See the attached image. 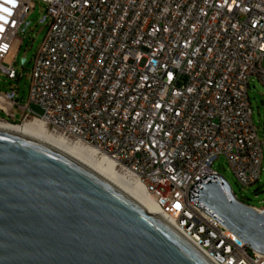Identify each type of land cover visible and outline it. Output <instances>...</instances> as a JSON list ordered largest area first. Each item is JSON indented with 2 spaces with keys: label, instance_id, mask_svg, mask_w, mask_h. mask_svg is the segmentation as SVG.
Returning <instances> with one entry per match:
<instances>
[{
  "label": "built area",
  "instance_id": "obj_1",
  "mask_svg": "<svg viewBox=\"0 0 264 264\" xmlns=\"http://www.w3.org/2000/svg\"><path fill=\"white\" fill-rule=\"evenodd\" d=\"M36 1L50 29L29 103L13 92L0 96V111L14 120L18 108L19 124L42 121L134 175L215 264H264L189 200L203 176L218 175L221 156L241 185L261 176L248 89L253 76L264 85V0H0V70L11 80Z\"/></svg>",
  "mask_w": 264,
  "mask_h": 264
},
{
  "label": "water",
  "instance_id": "obj_2",
  "mask_svg": "<svg viewBox=\"0 0 264 264\" xmlns=\"http://www.w3.org/2000/svg\"><path fill=\"white\" fill-rule=\"evenodd\" d=\"M189 200L264 256V210L239 202L223 177L203 176ZM146 211L71 153L0 129V264H215Z\"/></svg>",
  "mask_w": 264,
  "mask_h": 264
},
{
  "label": "rangeland",
  "instance_id": "obj_3",
  "mask_svg": "<svg viewBox=\"0 0 264 264\" xmlns=\"http://www.w3.org/2000/svg\"><path fill=\"white\" fill-rule=\"evenodd\" d=\"M46 17L47 6L36 1L35 8L29 11L25 21L28 26L25 29L22 28L17 35L20 46L14 64L15 80L9 79L0 70V96H6L14 92V100L20 106H26L29 103L34 59L42 48L50 29V22ZM44 18L46 19L42 22ZM22 60H25L24 64L21 63ZM262 68L264 69V59ZM248 97L253 124L260 141L264 142V85L257 76L250 79ZM30 109L39 116L43 115V111L38 106L31 104ZM14 113L15 119L11 120L0 111V119L11 124H19L22 112L16 108ZM213 170L227 181L239 202L249 207H256L260 211L264 210V154L261 176L255 184L250 186H243L238 182L224 156L215 161Z\"/></svg>",
  "mask_w": 264,
  "mask_h": 264
},
{
  "label": "bare ground",
  "instance_id": "obj_4",
  "mask_svg": "<svg viewBox=\"0 0 264 264\" xmlns=\"http://www.w3.org/2000/svg\"><path fill=\"white\" fill-rule=\"evenodd\" d=\"M0 129L19 133L36 140L46 142L71 153L72 155L91 165L103 175L109 177L111 180L136 197L147 207L146 212L148 214L162 215L166 219L159 207L154 202L153 198L146 192L144 187L138 182L134 175L131 173H120L110 159L99 157L93 149L81 143L71 142L60 135L51 133L42 121L30 120L23 124L17 125L0 121Z\"/></svg>",
  "mask_w": 264,
  "mask_h": 264
}]
</instances>
